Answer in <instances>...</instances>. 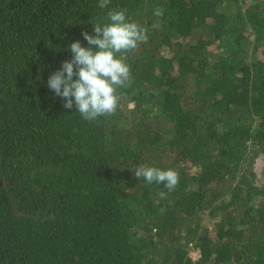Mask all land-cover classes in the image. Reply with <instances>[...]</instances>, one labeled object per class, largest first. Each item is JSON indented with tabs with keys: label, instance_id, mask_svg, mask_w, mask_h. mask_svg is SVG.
<instances>
[{
	"label": "trees",
	"instance_id": "obj_1",
	"mask_svg": "<svg viewBox=\"0 0 264 264\" xmlns=\"http://www.w3.org/2000/svg\"><path fill=\"white\" fill-rule=\"evenodd\" d=\"M98 5L0 0V264H264V0ZM113 9L147 42L86 121L47 80Z\"/></svg>",
	"mask_w": 264,
	"mask_h": 264
},
{
	"label": "clouds",
	"instance_id": "obj_2",
	"mask_svg": "<svg viewBox=\"0 0 264 264\" xmlns=\"http://www.w3.org/2000/svg\"><path fill=\"white\" fill-rule=\"evenodd\" d=\"M109 3L110 0H99L98 6L104 9ZM163 13L162 8L154 10L156 17ZM107 19L108 23L93 24L95 35L82 32L89 47H83L79 40L70 44L71 59L62 61L61 68L47 80V87L64 101L63 107L72 109L75 106L86 121L116 113L120 99L117 89L129 86L131 81L130 67L118 54L135 50L140 43L147 42L145 29L129 22L126 10H110ZM132 171L138 180L143 178L149 184H163L168 192L179 183V174L173 169L141 165ZM159 196L164 198L166 193L160 191Z\"/></svg>",
	"mask_w": 264,
	"mask_h": 264
},
{
	"label": "rangeland",
	"instance_id": "obj_3",
	"mask_svg": "<svg viewBox=\"0 0 264 264\" xmlns=\"http://www.w3.org/2000/svg\"><path fill=\"white\" fill-rule=\"evenodd\" d=\"M191 256H192V258L195 259V260L199 258V254H198V252H196V251L191 252Z\"/></svg>",
	"mask_w": 264,
	"mask_h": 264
}]
</instances>
